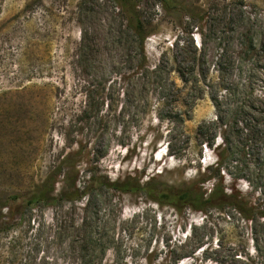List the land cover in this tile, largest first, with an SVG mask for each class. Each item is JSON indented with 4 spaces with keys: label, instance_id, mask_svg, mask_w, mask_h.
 <instances>
[{
    "label": "rangeland",
    "instance_id": "374dc122",
    "mask_svg": "<svg viewBox=\"0 0 264 264\" xmlns=\"http://www.w3.org/2000/svg\"><path fill=\"white\" fill-rule=\"evenodd\" d=\"M186 1L180 25L141 0L142 61L111 0H0V264H264V217L230 207L176 212L88 173L31 197L66 154L67 171L169 189L215 175L224 151V185L264 212V145L230 114L264 110V0Z\"/></svg>",
    "mask_w": 264,
    "mask_h": 264
},
{
    "label": "trees",
    "instance_id": "16d2710c",
    "mask_svg": "<svg viewBox=\"0 0 264 264\" xmlns=\"http://www.w3.org/2000/svg\"><path fill=\"white\" fill-rule=\"evenodd\" d=\"M114 4L117 14L120 16L121 22L124 23V26L131 31L137 40L139 51L142 53V61L145 60V54L143 53V47L145 41L153 35V17H148L146 12L143 11L141 6V0H111ZM156 1L157 5L155 6L157 11L163 15L178 21V24L181 25L183 20H194V14L191 8V2L186 0H152ZM159 9V10H158ZM253 50V44L250 42L247 46L246 51L251 52ZM144 67L142 63L140 65ZM155 69V68H154ZM178 73H180V68H178ZM182 81L184 77L181 76ZM248 108V109H246ZM236 112L230 113L231 118H234L235 127L241 125V128L245 131L240 132L238 127V133L244 137L245 142H249V139L252 144L255 141L263 143L264 145V110L256 109L253 105L249 106L242 102L239 103V106L235 108ZM252 113H256L258 116H253ZM218 124L222 123V119L219 118L217 121ZM219 139L224 142L225 138L219 136ZM225 143V142H224ZM207 144V142H206ZM210 145H213L211 141ZM218 146H215L214 149H217ZM224 151L215 153L216 161V173L215 175L205 176V173L197 174L196 180H193L189 183H180L177 187L169 189H158L153 187L151 184L154 180V177L147 179L145 182L140 181L139 177H130L124 176L122 179H116L112 182H108L104 178H95L90 176L93 169H85L84 171L78 170L76 168H71L67 171L63 169L65 165L70 164L71 154H66L62 157L59 162L57 170L48 175L43 185L40 186V189L32 194V199L34 202H44L51 196V191L48 190L47 186L54 187L57 183L56 177L61 176V190L58 195L63 194V189L67 185L75 191L76 186L81 178V175H86V180L84 183L93 182L98 186H107L124 193H134L141 192L146 195L152 202L158 204L159 206H169L173 208L176 212H181L184 209H189L196 212H205L208 209H215L218 211H223L225 208H232L243 220L250 222L256 217H264V212H260L252 206L249 200L245 197L244 194L230 185L225 186L224 180L220 175L222 171L221 168L224 165L226 156L224 158ZM70 169V168H69ZM97 173V172H96ZM93 175V174H92ZM84 178V176H83ZM213 181L212 188L208 191L204 189V186L207 182ZM88 187H84L86 189ZM77 195L68 197L67 199L71 201H78L82 195L76 192Z\"/></svg>",
    "mask_w": 264,
    "mask_h": 264
}]
</instances>
